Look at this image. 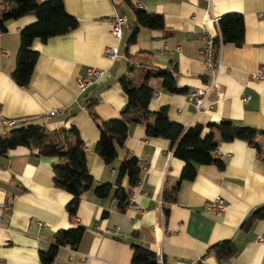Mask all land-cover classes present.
<instances>
[{"label": "crops", "instance_id": "1", "mask_svg": "<svg viewBox=\"0 0 264 264\" xmlns=\"http://www.w3.org/2000/svg\"><path fill=\"white\" fill-rule=\"evenodd\" d=\"M62 1L78 25L45 43L33 41L32 49L39 56L27 87L17 86L11 73L19 33L33 24L35 17L9 21L6 32L0 34V122L9 119L17 125L33 121L55 132L76 128L94 183L81 195L70 220L66 206L71 195L54 186L52 171L54 164L65 161L40 157L36 150L24 147L9 151L0 159V264H41L39 252L48 250L54 234L76 225L85 229L79 246L76 250L60 248L52 264H130L133 245L153 252L158 264H225L213 254L207 255L210 247L223 241H232L237 248L229 264H264V219L255 221L248 231L241 229L250 214L264 205V136L256 139L257 151L240 140L221 142L216 135V151L224 167L198 166L194 180L181 182L175 201L168 203L163 193L169 195L175 188L184 166L173 156L175 144L147 138L142 125L131 124L117 158L107 165L95 154L99 131L88 109L92 106L100 121L119 118L127 102L119 84L122 76L139 84L147 72L163 69L174 72L179 88L205 85L207 73L200 53L205 45L200 40L202 20L237 13L244 20L243 44H225L218 49L217 89L203 110L188 104L186 94L168 93L161 78L148 80L154 94L149 110L167 108L169 120L184 129L228 120L264 132V81L251 78L256 73L264 75V15L258 16L264 13V0H131L147 13L161 15L165 22L163 31L141 28L133 45L127 42L135 18L125 0ZM4 6L0 0V12ZM115 13L125 15L128 21L119 42L109 32ZM206 27L219 38L217 23ZM117 45L119 57L111 61L104 51ZM163 47L171 50L160 52ZM88 68L104 70L105 75L80 93L77 81ZM243 97L248 99L243 101ZM52 111L60 112L51 116ZM5 129L0 125V135ZM56 141L66 149L73 137L63 133ZM128 156L138 159L141 171L130 198L132 204L122 213L111 196L99 199L93 188L114 186ZM122 187H127V179ZM216 200L225 204L223 213L205 208ZM115 228L116 236L111 233Z\"/></svg>", "mask_w": 264, "mask_h": 264}, {"label": "trees", "instance_id": "2", "mask_svg": "<svg viewBox=\"0 0 264 264\" xmlns=\"http://www.w3.org/2000/svg\"><path fill=\"white\" fill-rule=\"evenodd\" d=\"M3 1L7 6H4L0 12V34L6 32V23L9 21L26 16L35 17V22L26 26L19 33L15 67L11 73L15 84L24 88L29 84L31 73L39 56L38 52L32 49L33 41L38 39L41 43H45L50 38L65 35L74 30L78 23L65 11L62 0ZM125 1L135 18L127 45H133L136 42L137 34L141 28L163 31L165 22L161 15L147 13L142 8L133 5L131 0ZM217 23L220 32V38H215L217 50L225 44H233L236 47L243 44L245 27L241 14L228 13L219 18ZM150 78H161L163 88L168 93L183 95L188 92V90L177 86L174 72L157 69L147 72L139 84H134L127 76H122L119 79V84L127 99L125 106L120 111L119 118L100 121L92 111V106H88L89 114L99 131V139L94 148L95 154L105 164L109 165L117 158L118 149L123 147L131 124L142 125L147 138L165 139L174 143L173 156L183 162L184 166L175 188L169 195L165 191L163 193V200L172 203L175 201L174 194L179 184L194 180L198 166L214 164L219 169L224 167L220 158L212 156L218 146L216 135L219 136L221 142L240 140L259 151L260 147L256 139L258 136H264V132L255 128L237 126L231 121L222 120L219 123H208L206 127L195 124L184 129L181 125L169 120L167 108L160 107L155 111H150L149 104L154 95L148 84ZM205 129L208 130L206 133H204ZM63 133L73 137V143L69 144L66 149L56 141V137ZM18 147H24L31 151L36 150L37 155L43 158H58L65 161L64 164L52 166L53 182L56 188L71 195L66 211L69 219L73 220L81 195L91 190L94 183L87 167L86 149L76 128L71 127L55 132L31 121L17 124L11 129H5L4 133L0 135V159ZM140 171L138 159L128 156L121 163L114 186L112 184L95 186L93 188L95 197L105 199L111 196L116 208L122 213L125 212L130 205V198L137 188ZM124 179H127L126 188L122 187ZM106 215L105 212L103 217ZM263 219L264 205L250 214L241 225V229L248 231L255 221ZM84 232L85 229L81 225L57 231L48 250L39 252L40 263L52 264L62 247L76 250ZM208 254H213L220 262L229 263L237 255V248L232 241H223L210 247L207 251ZM130 264H158V259L147 248L133 245Z\"/></svg>", "mask_w": 264, "mask_h": 264}, {"label": "built area", "instance_id": "3", "mask_svg": "<svg viewBox=\"0 0 264 264\" xmlns=\"http://www.w3.org/2000/svg\"><path fill=\"white\" fill-rule=\"evenodd\" d=\"M264 13H258L259 17H262ZM127 18L125 15L121 13H115L113 17H111L109 24V32L112 38H114L117 42L120 41L122 37V32L127 24ZM210 22L217 23L218 19H210L207 16L202 20V37L200 40L205 41V45L201 48V57L203 64L205 66V70L207 73V81L205 85L201 87H195L191 91L189 90L186 93V100L188 104H191L197 111H202L204 103L209 99V97L216 91L217 89V71L220 67V63L218 61L217 49L215 46V36L208 32L206 25ZM218 24V23H217ZM220 35V33H219ZM220 38V36H219ZM168 48L163 47L160 52L166 51ZM168 50H171L170 48ZM175 51H180V47H175ZM104 54L111 61H115L119 57V48L118 45L116 47L107 48L104 51ZM105 75V71L97 68H88L86 71V75L79 78L77 81V88L80 93L85 92L88 88L97 84ZM251 78L257 81H264L263 74H252ZM248 98L243 97V101H246ZM60 111H52L49 115L53 116L58 114ZM0 125L3 128L11 129L16 125V121L9 119H2ZM215 158H219V154L217 151L213 152ZM132 202V201H131ZM132 204V203H130ZM205 208L211 213H223L225 211V204L221 200H216L213 203H207ZM138 210V208H136ZM164 216V215H163ZM118 229L115 228L111 231L112 235H117ZM259 242H262L263 239L259 238ZM161 262V261H160ZM229 264V263H225Z\"/></svg>", "mask_w": 264, "mask_h": 264}, {"label": "rangeland", "instance_id": "4", "mask_svg": "<svg viewBox=\"0 0 264 264\" xmlns=\"http://www.w3.org/2000/svg\"><path fill=\"white\" fill-rule=\"evenodd\" d=\"M126 30H127V29H126ZM193 89H194V88H193ZM191 90H192V89H190V91H191ZM188 91H189V90H188ZM205 103H206V102H205ZM205 103H204V104H205ZM203 108H204V106H203ZM202 110H203V109H202Z\"/></svg>", "mask_w": 264, "mask_h": 264}, {"label": "bare ground", "instance_id": "5", "mask_svg": "<svg viewBox=\"0 0 264 264\" xmlns=\"http://www.w3.org/2000/svg\"><path fill=\"white\" fill-rule=\"evenodd\" d=\"M212 156H213V158H215L214 155H213V153H212Z\"/></svg>", "mask_w": 264, "mask_h": 264}]
</instances>
